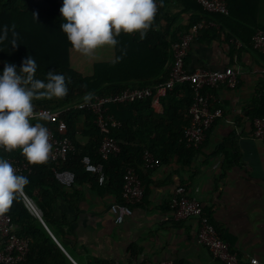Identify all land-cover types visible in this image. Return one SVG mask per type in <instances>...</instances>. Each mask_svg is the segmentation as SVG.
<instances>
[{"label": "crops", "instance_id": "1", "mask_svg": "<svg viewBox=\"0 0 264 264\" xmlns=\"http://www.w3.org/2000/svg\"><path fill=\"white\" fill-rule=\"evenodd\" d=\"M223 1L232 4L227 15L205 12L179 0H162V9L146 31L150 33L142 37L134 32L144 38L143 47L124 56L127 60L133 56L134 83L163 82L173 61L170 54L164 64L165 47L170 48L194 23L203 21L206 25L191 44L186 69L232 66L237 71L236 88L221 84L212 90L213 106L223 108L224 115L195 150L191 162L184 163L183 155L173 154L151 170L141 168L144 198L120 224L110 206L122 200L121 193L108 181L103 191L95 176L82 175L71 187L60 185L62 194L56 196L48 216L50 226L29 209L73 264H161L166 260L224 264L199 242L197 218L174 219L169 202L178 186L201 201L240 264H252V259L264 264V146L253 137V119L264 116V56L251 42L257 30H264V0ZM115 59L116 46L104 45L91 56L70 48V66L85 76L93 74L96 64ZM87 131L85 118H81L77 141L82 145L88 142Z\"/></svg>", "mask_w": 264, "mask_h": 264}, {"label": "trees", "instance_id": "2", "mask_svg": "<svg viewBox=\"0 0 264 264\" xmlns=\"http://www.w3.org/2000/svg\"><path fill=\"white\" fill-rule=\"evenodd\" d=\"M18 1L19 3L14 0H0V35L3 34L5 26L9 29L7 38L0 42V71L6 63L15 64L19 69L23 60L32 56L38 65L36 78L46 80L48 71L54 70L65 76L68 87L66 96L35 99L34 107L58 110L89 95L106 96L128 87L148 85H137L133 82L135 78L131 64L133 56L129 60L127 57L124 58L126 54H132L134 51L136 53L137 49L143 47L144 38L141 36L122 31L116 37L118 44L115 61L96 64L93 74L85 76L70 66L69 54L73 46L61 30V23L64 22L60 13L63 0H25L26 3L22 0ZM179 1L186 6L205 11L195 0ZM228 6L231 10V2ZM13 26L17 33L16 46L10 45L13 39ZM152 33L154 34L153 31ZM170 54L172 57L171 46L170 48L166 46L162 55L164 64ZM192 100L193 93L189 84H177L163 99L162 114L153 110L150 98L110 106V112L121 123L112 130V135L118 140L121 151L103 163L110 186L114 191L120 192L121 197L124 174L128 168H135L143 182L144 171L141 168L146 150L151 151L160 163L168 161L173 154L183 155L184 163L191 162L195 149L187 147L180 139L184 127L189 124L188 110ZM61 118L67 123V135L74 143L75 149L69 153L68 160L60 167L73 171L76 179L82 175L94 177L93 174L84 171L82 160L85 155L90 154L94 162L101 161L99 153L101 135L95 123V115L88 110H71L64 112ZM81 118H85V125L88 128L86 134L88 142L85 145L77 141V129ZM0 156L4 158L11 156L28 165L29 169L20 173L29 180L23 192L50 226L48 216L52 203L57 195L62 194L61 184L54 173L55 164L50 159L44 163L32 164L17 149L9 153L0 150ZM4 214L11 216L15 226L19 227V231L16 230L17 235L30 242L29 253L22 264H73L38 217L31 213L22 194Z\"/></svg>", "mask_w": 264, "mask_h": 264}, {"label": "built area", "instance_id": "3", "mask_svg": "<svg viewBox=\"0 0 264 264\" xmlns=\"http://www.w3.org/2000/svg\"><path fill=\"white\" fill-rule=\"evenodd\" d=\"M202 8L209 13L229 14V9L223 0H195ZM157 12L160 8V0H155ZM156 12V13H157ZM206 25L203 21L194 23L190 29L181 35L179 40L172 42L171 53L173 56L172 67L169 78L153 85L128 87L120 92L111 93L106 96L99 94L92 95L90 100L86 97L75 100L65 107L52 110L48 108H35L34 117L46 115L47 120L39 121L48 128L50 134L49 142L52 149L49 158L54 164V173L59 183L64 187H71L76 181V174L60 166L69 158V153L75 149L74 143L68 137V127L61 115L71 110H88L95 115V123L101 135L99 153L101 161L94 162L91 155L83 157L84 171L97 177L98 183L104 188L107 185V175L103 161L111 156L120 153L121 148L118 140L112 135V130L120 126V122L110 112L112 104L134 103L139 100L151 99L153 110L162 114L164 112L163 99L168 92L173 90L177 84H189L193 93V100L189 107V124L184 127L180 141L187 147L198 150L202 147L208 132L212 126L224 115L223 108L213 106L215 95L213 89L224 84L227 87L236 88L239 78L237 71L228 66L223 70H209L199 68L190 72L185 67V61L192 42L199 31ZM251 42L253 47L264 56V30H257ZM264 74V67H262ZM37 120L33 119L32 123ZM253 137L259 146H264V116L253 119ZM1 151L9 153L3 147ZM22 152L19 148H17ZM13 164L17 173L28 170L29 167L20 159L5 157ZM160 165L155 155L146 150L143 154L142 168L151 170ZM23 194V193H22ZM145 195L142 179L135 168H128L124 174V187L122 200L111 204L110 209L117 223H122L126 217L133 214V207L139 204ZM27 206L38 215L31 200L24 195ZM170 209L176 220L186 218H197L199 222V242L207 247L212 256L224 264H240V259L231 245L224 240L211 218L204 212L200 200L190 197L184 186H178L170 197ZM0 264H22L25 262L30 250V242L16 233V226L8 214H0ZM252 264H258L257 259L251 260ZM161 264H183L176 260H166ZM184 264H190L186 262Z\"/></svg>", "mask_w": 264, "mask_h": 264}, {"label": "clouds", "instance_id": "4", "mask_svg": "<svg viewBox=\"0 0 264 264\" xmlns=\"http://www.w3.org/2000/svg\"><path fill=\"white\" fill-rule=\"evenodd\" d=\"M156 12L155 0H63L61 30L74 49L91 56L104 45L116 46V37L122 31L140 32L143 37ZM14 27L12 46L18 44ZM8 31L5 26L0 42L7 38ZM37 68L36 60L28 56L19 69L6 63L0 71V147L8 152L19 148L32 164L46 162L52 149L48 128L39 122L48 117H34L33 101L68 94L63 74L48 71L46 80H41L35 76ZM91 98L89 95L86 100ZM33 119L37 122L32 123ZM28 183L26 176L17 173L13 164L0 156V214L8 211Z\"/></svg>", "mask_w": 264, "mask_h": 264}, {"label": "water", "instance_id": "5", "mask_svg": "<svg viewBox=\"0 0 264 264\" xmlns=\"http://www.w3.org/2000/svg\"><path fill=\"white\" fill-rule=\"evenodd\" d=\"M38 216L41 217L40 213L38 212Z\"/></svg>", "mask_w": 264, "mask_h": 264}]
</instances>
